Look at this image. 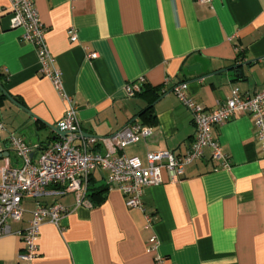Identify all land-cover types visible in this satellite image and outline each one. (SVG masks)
<instances>
[{
    "label": "crops",
    "instance_id": "1",
    "mask_svg": "<svg viewBox=\"0 0 264 264\" xmlns=\"http://www.w3.org/2000/svg\"><path fill=\"white\" fill-rule=\"evenodd\" d=\"M35 4L64 91L77 107L82 139L96 140L92 153H107L112 145L104 140L134 122L150 134L117 148L116 155L146 164L150 152L185 154L195 127L172 92L179 83L186 82L189 97L206 109L225 102L234 90L253 96L264 88V0ZM10 10V1L0 0V121L7 129L0 134V170L21 166L9 134L34 147L37 159L42 148L61 139L53 127L70 107L39 74L36 50L22 40V29L12 27ZM94 53L97 57L89 58ZM140 79L166 90L153 104L150 123L138 114L152 96L130 97L125 91ZM213 133L224 158L213 159L206 148L177 183H169L163 172V184L144 189L141 209L127 207L103 171L94 172L89 183L105 190L87 197L85 205L78 206L73 193L42 198L44 205L60 203L69 211L60 228L43 224L40 255L30 264H264V156L253 121L238 116ZM34 206L25 200L22 221L0 237V264H25L19 259L21 234ZM151 237L159 242L161 263L147 252Z\"/></svg>",
    "mask_w": 264,
    "mask_h": 264
},
{
    "label": "built area",
    "instance_id": "2",
    "mask_svg": "<svg viewBox=\"0 0 264 264\" xmlns=\"http://www.w3.org/2000/svg\"><path fill=\"white\" fill-rule=\"evenodd\" d=\"M9 1L12 27L22 29V40L34 46L39 60V74L51 81L62 99L70 102L65 117L57 124L65 136L42 148L37 159L32 156L34 147L20 137L9 134L10 146L20 158L21 166L0 170V237L11 233V224L22 221L26 212L23 202L33 200L35 206L31 211L32 218L21 234L24 248L19 259L25 264H30L40 255L39 240L43 224L49 223L60 228L62 217L69 211L60 203L44 205L40 200L50 194L62 196L73 193L77 205H85L89 180L96 171L106 173L107 185L116 188L125 197L127 207L141 209L144 189L163 184V172L169 183L181 181L185 168L200 160L206 148L211 150L213 159H223L213 129L242 115L251 117L264 156V88L253 96L241 95L234 90L225 102L213 109H206L189 97L186 82L179 83L172 89L180 105L190 111L195 127L193 142L185 154H174L170 150L150 152L147 154L146 164L138 157L116 155L117 148L123 149L150 134L148 129L134 122L104 140L106 144L112 145L107 153H92L90 144L96 140L82 139L77 107L64 91L61 72L47 44L48 29L41 21L35 0ZM210 1L197 0L201 4ZM68 34L71 42L77 41L74 30H70ZM96 57L95 53L89 56L91 59ZM144 82V79H140L137 83L128 84L125 87L126 94L136 96ZM6 130L5 124L0 121V134ZM228 165L225 161L224 166ZM147 221L150 223L151 218L147 217ZM158 247L156 237H151L147 252L155 254L154 260L161 263L163 259L157 255Z\"/></svg>",
    "mask_w": 264,
    "mask_h": 264
},
{
    "label": "trees",
    "instance_id": "3",
    "mask_svg": "<svg viewBox=\"0 0 264 264\" xmlns=\"http://www.w3.org/2000/svg\"><path fill=\"white\" fill-rule=\"evenodd\" d=\"M0 87L4 89V84L2 82H0ZM166 92V90H163L160 87H151L150 85H147L146 82H144L142 84L141 87V91L137 94V96L143 97L146 95H150L152 96V102L143 110L138 114V118L143 119L144 122L146 123H150L153 121L154 119V115L152 113L153 110V104L154 102L160 98L164 93ZM103 191L105 190V188H101ZM101 189H93L90 186L89 183V187H88V192H87V197L92 196L93 194H100L101 192H103ZM96 191V192H95Z\"/></svg>",
    "mask_w": 264,
    "mask_h": 264
},
{
    "label": "water",
    "instance_id": "4",
    "mask_svg": "<svg viewBox=\"0 0 264 264\" xmlns=\"http://www.w3.org/2000/svg\"><path fill=\"white\" fill-rule=\"evenodd\" d=\"M54 128V130L61 136V137H63V136H65V133L64 132H62V131H60V129H59V127L57 126V127H53Z\"/></svg>",
    "mask_w": 264,
    "mask_h": 264
},
{
    "label": "rangeland",
    "instance_id": "5",
    "mask_svg": "<svg viewBox=\"0 0 264 264\" xmlns=\"http://www.w3.org/2000/svg\"><path fill=\"white\" fill-rule=\"evenodd\" d=\"M28 206V205H27ZM25 208V207H24Z\"/></svg>",
    "mask_w": 264,
    "mask_h": 264
}]
</instances>
